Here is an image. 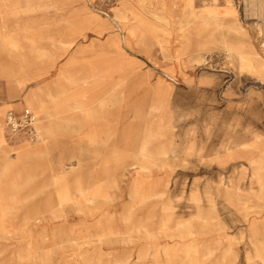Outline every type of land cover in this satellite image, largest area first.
I'll list each match as a JSON object with an SVG mask.
<instances>
[{
  "label": "rangeland",
  "instance_id": "rangeland-1",
  "mask_svg": "<svg viewBox=\"0 0 264 264\" xmlns=\"http://www.w3.org/2000/svg\"><path fill=\"white\" fill-rule=\"evenodd\" d=\"M0 124V264H264V0H0Z\"/></svg>",
  "mask_w": 264,
  "mask_h": 264
},
{
  "label": "built area",
  "instance_id": "built-area-1",
  "mask_svg": "<svg viewBox=\"0 0 264 264\" xmlns=\"http://www.w3.org/2000/svg\"><path fill=\"white\" fill-rule=\"evenodd\" d=\"M37 118L30 109H24L20 114L9 111L7 114V126L12 132L34 127Z\"/></svg>",
  "mask_w": 264,
  "mask_h": 264
},
{
  "label": "crops",
  "instance_id": "crops-1",
  "mask_svg": "<svg viewBox=\"0 0 264 264\" xmlns=\"http://www.w3.org/2000/svg\"><path fill=\"white\" fill-rule=\"evenodd\" d=\"M4 62L2 63V65L4 66ZM90 65H91V63L88 65V69L86 70V71H84V76L86 75V76H88L89 75V73L91 72V68H90ZM84 78V77H83ZM82 78V79H83ZM81 80V79H80ZM79 81V80H78ZM62 84L64 85L65 83L64 82H62ZM63 87V86H62ZM59 95V94H58ZM58 97V96H57ZM57 101V98L55 99V101L52 103H50V105L51 106H54V107H57L58 108V106L55 104V102ZM25 107H27V106H23V108H22V105H20L19 104V102H12L11 104L9 103V107L7 108V109H24ZM21 109V110H22ZM60 111H61V113H64L65 112V110H63V109H60V108H58ZM37 111H40V109L39 108H37L36 109ZM72 110V109H71ZM86 110V109H85ZM5 111H7V110H5ZM36 115L38 114V113H35ZM39 115V114H38ZM84 120H85V124L83 125V126H87V130H88V134L86 135V137H87V139L89 140V141H91V112H87L86 111V113H85V116H84ZM2 127H4V124H0V129L2 128ZM0 144H1V142H0ZM20 144H23V143H20ZM19 148L18 149H22V150H24V151H28V150H30V146H29V144L27 143L26 145L24 144V145H22V146H18ZM15 149V148H14ZM263 184H264V182H263ZM63 193V192H62Z\"/></svg>",
  "mask_w": 264,
  "mask_h": 264
},
{
  "label": "bare ground",
  "instance_id": "bare-ground-1",
  "mask_svg": "<svg viewBox=\"0 0 264 264\" xmlns=\"http://www.w3.org/2000/svg\"><path fill=\"white\" fill-rule=\"evenodd\" d=\"M261 2V1H260ZM258 5V4H257ZM132 29V28H131ZM130 30V29H129ZM133 31H135L134 30V28L132 29ZM259 31V30H258ZM259 34V33H258ZM249 43V42H248ZM246 46V45H245ZM247 47V46H246ZM251 47V46H250ZM144 142V141H143ZM142 147H144V146H142ZM256 163H258V164H261V163H263V160L262 161H260V160H257V161H255ZM75 165V164H74ZM70 166V165H69ZM68 166V167H69ZM72 167V166H71ZM67 168V167H66ZM261 170V169H260ZM260 179H261V177H260ZM262 184H263V182H261ZM210 252V251H209Z\"/></svg>",
  "mask_w": 264,
  "mask_h": 264
}]
</instances>
